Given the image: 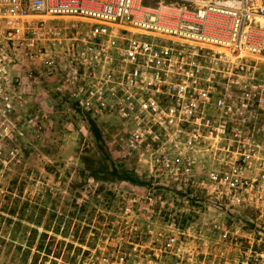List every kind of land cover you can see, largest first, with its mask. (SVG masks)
Wrapping results in <instances>:
<instances>
[{
	"label": "built area",
	"instance_id": "obj_1",
	"mask_svg": "<svg viewBox=\"0 0 264 264\" xmlns=\"http://www.w3.org/2000/svg\"><path fill=\"white\" fill-rule=\"evenodd\" d=\"M25 58L72 105L113 117L154 175H178L219 213L249 209L264 230V0H0V171ZM166 227L149 232L173 253L181 232Z\"/></svg>",
	"mask_w": 264,
	"mask_h": 264
},
{
	"label": "rangeland",
	"instance_id": "obj_2",
	"mask_svg": "<svg viewBox=\"0 0 264 264\" xmlns=\"http://www.w3.org/2000/svg\"><path fill=\"white\" fill-rule=\"evenodd\" d=\"M42 77L49 95L10 111L0 264H264V230L253 211L219 213L194 201L199 194L179 186L178 175H152L127 152L113 117L92 118L55 89L56 79ZM214 220L231 233L212 232ZM168 224L181 232L173 253L149 232Z\"/></svg>",
	"mask_w": 264,
	"mask_h": 264
},
{
	"label": "flooded vegetation",
	"instance_id": "obj_3",
	"mask_svg": "<svg viewBox=\"0 0 264 264\" xmlns=\"http://www.w3.org/2000/svg\"><path fill=\"white\" fill-rule=\"evenodd\" d=\"M21 74L19 76V89L22 100L26 101H41L43 95H49L47 89L43 87L45 80L39 73L37 67H33L28 62L27 58L23 60ZM154 175V174H152Z\"/></svg>",
	"mask_w": 264,
	"mask_h": 264
},
{
	"label": "bare ground",
	"instance_id": "obj_4",
	"mask_svg": "<svg viewBox=\"0 0 264 264\" xmlns=\"http://www.w3.org/2000/svg\"><path fill=\"white\" fill-rule=\"evenodd\" d=\"M33 17H46V16H33ZM63 17H65V18H72V16H63Z\"/></svg>",
	"mask_w": 264,
	"mask_h": 264
}]
</instances>
